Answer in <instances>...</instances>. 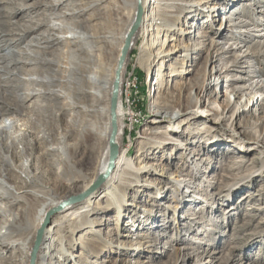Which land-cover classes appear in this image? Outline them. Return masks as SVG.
<instances>
[{"label":"rangeland","instance_id":"374dc122","mask_svg":"<svg viewBox=\"0 0 264 264\" xmlns=\"http://www.w3.org/2000/svg\"><path fill=\"white\" fill-rule=\"evenodd\" d=\"M124 1L125 5L128 4V13H132L133 0ZM246 1L235 2L234 7L243 6ZM28 4L37 6L25 8ZM114 4L110 3V0L102 1L89 13L87 12L72 21L73 26H81L84 29L89 28L96 33H102L103 30L100 27H103V24L99 25V22L104 17L110 15L112 19L107 21L112 22L113 25L116 24L117 12L114 10L104 12V8L108 6L112 8ZM231 4L226 9L229 14L233 12ZM70 8L72 5L66 0L64 4L56 6L55 11L70 10ZM53 10L51 0H0V28L4 32V35L0 37L5 40L1 41L3 50H12L16 58H20V54L16 51L21 50L25 52L23 56L30 58L28 52L31 54L35 50L30 45L33 40L32 36L44 31L48 26H41L39 30L30 31L27 34L23 33L22 29L26 24H34L30 20L48 21L47 14ZM223 13L224 11H221L217 15L205 17L207 24L204 27L217 29L221 24L224 25L225 22H222ZM254 14L252 10L246 8L240 13V17L249 21L250 16H256ZM255 32L264 34V31ZM55 33L59 36L56 45L60 49L58 54L51 55V52L39 49L35 59L32 60L37 63L25 65L26 70L34 67L36 76H32L33 80L29 82L22 79L15 81L16 86L13 87L3 86L0 81V121L4 117L17 119V127L20 129L18 133H23L30 143L29 147L31 144L34 147L24 156H20L15 164L31 162L38 173L36 179L44 186L39 192L44 196L34 200L29 199L30 201L26 205L25 215L31 214V216L45 200L44 197L60 202L84 191L95 179L97 160L93 155V142L81 137V133H79L81 128L78 125L80 120L89 123L98 121L97 119L101 116L96 99L89 93L92 84L86 79V76L90 75L91 70L95 68L102 70L110 68L116 57V48L108 45L103 47L102 54L100 53L94 61L84 50L79 51V63H82L84 77L80 89L76 84V77L79 73L74 69L75 64H73L71 55L74 48L91 46V43L71 40L68 38L70 33L67 29ZM211 37L217 39L213 34ZM256 40H264V36L254 37L247 43L253 50H255ZM135 53L137 56V48H133L130 52L131 59L123 77L121 149L126 156L132 157L135 161L154 162L158 160L165 162L172 172L183 171L186 174L184 177L198 181V186L202 191L196 196L195 202L191 203V201H186L188 197L179 194L178 189L174 186L165 192L162 198L159 196L163 194L159 195L155 186L144 187L139 184L126 188L127 203H135V206L139 207H136L137 213L133 219L142 220L147 216H144L145 213L158 216L154 225L157 226L159 239L156 245L151 248V251H158L156 253L136 252L135 234H132L135 233L136 224L132 226L133 231H130L131 238L127 239L130 244L127 245L129 248L120 250L116 245L121 239L119 235L120 217L117 216L116 209H111L103 215V219L99 221L100 224L97 223L101 231L100 237L106 239L105 242L109 244L107 247L104 244L101 249H104L103 251L94 252L91 247L83 245V237H80V234L84 229L73 231V233L64 230L61 235L59 230L52 227L53 229L45 231V234L53 235V237L61 236L52 244L54 249L50 254H53V257L39 259V263L134 264V262L150 260L155 264H264V100L253 104L244 98L241 101L244 109L238 114H234L229 120L230 122L210 124L213 140L225 141L223 143L228 144L221 146V153H218L217 156H206V150L195 143L199 140L198 137L186 141L185 143L189 142V146H183L179 152L173 144H170L159 153L152 154V157L157 156L154 160H150L147 154L152 151L149 150L148 143L154 141L145 139L150 135L151 130L167 131L171 124L176 125L178 121H173L172 117L168 116L156 127L149 121L150 111L157 104L162 105L163 101L168 103V110L171 111L178 106L179 98L184 104L191 95L197 93L196 97H200L202 108H209L215 111L216 115L221 113L229 115L234 102L233 98H230L228 89L235 82L236 75L248 77V73L237 72L234 66H230L234 63V57L230 52L225 58V62L230 68L226 73L216 75L214 72V68H217L219 63L218 60L207 62L206 59H203L196 65H192L190 61L186 62L185 68L191 69V72L175 77L174 80L166 75V81L163 82L153 75L159 64L149 75L136 64V58L132 56ZM47 58H53L55 64L46 62ZM174 58L176 59L177 56H174L173 60ZM245 59L256 63L253 57ZM258 60V74L261 75L263 70L260 68L264 67V55L258 56ZM243 65L246 66V63ZM244 68L247 71V67ZM31 74L33 71H24L22 77L30 78ZM76 74L78 75L76 76ZM262 77L264 78V76ZM183 82H186V86L179 88ZM177 84L180 86H176ZM48 90L53 93L50 94ZM27 91L38 92L40 96L36 94V97L39 96L38 101L43 105L38 108L31 105V107L22 110L23 115H18L20 107L16 106V101L12 97ZM32 117L36 118V124L33 127L27 122ZM193 127L194 125L187 124L183 130H191L189 128ZM165 134L167 133H159L155 142L161 140L160 138H163ZM240 139L245 140L244 143H248L247 148L241 150L238 147ZM62 147L67 151L69 167H67L64 177L59 178L56 169H60L61 163L58 159V152L53 148ZM190 147L196 148L197 153L189 156L191 150L188 148ZM144 148L145 151H143ZM242 160L251 163L245 170L235 167L237 162ZM248 179L250 181H247ZM157 182L162 188L166 185L167 180L164 179L162 182L161 178L157 177ZM102 186L94 193L93 198L102 191ZM186 190L187 188L183 189L184 194ZM157 198L156 203L159 205H153ZM83 202L74 206H81ZM222 204H224L223 210H218ZM23 205V202L18 204L19 207ZM164 205H168V207ZM174 205L180 207L174 210ZM4 206L5 201L0 200L1 211ZM225 209H228L226 214L224 213ZM62 212L53 214L49 225H52ZM189 212L194 214L189 218H184L185 214ZM3 222L4 219L0 213V234L3 232ZM60 239L62 241H59ZM44 241L45 244L49 240ZM23 261L24 259L20 258L19 264Z\"/></svg>","mask_w":264,"mask_h":264},{"label":"bare ground","instance_id":"6f19581e","mask_svg":"<svg viewBox=\"0 0 264 264\" xmlns=\"http://www.w3.org/2000/svg\"><path fill=\"white\" fill-rule=\"evenodd\" d=\"M65 1L51 0V6L54 7V10L47 14L48 21L45 22L43 19L38 21L30 20L34 24H26L22 29V32L27 34L30 31L39 30L41 26H48L44 31L32 36L33 40L30 42V45L35 50L31 54L28 52L29 56H31L30 58L23 56L25 52L21 50L16 51V53L20 54V58H16L12 50H3L1 41L5 40H2L0 37V50L2 51L0 54V81L3 86L13 87L16 86L14 84L15 81L22 79L29 82L33 80L32 76L35 75L34 67L26 70L25 65L37 63L36 61L32 62V60L35 59L39 49L51 52V55L58 54L60 49L56 45L59 41V36L55 32H59L62 29L68 30L70 33L68 38L73 41H86V44L91 43V46L76 47L72 51L71 58L74 62L73 64H75L74 69L79 73V75L76 74V76L78 75L76 77L78 88L81 87L84 78L82 63H79L78 52L84 50L88 53L89 58L94 61L105 45L114 46L116 48V57L113 66L105 70L95 68L91 70L90 75L86 76V79L92 84L89 93L96 99L101 116L97 119L98 121L84 123L83 120H80L78 123L81 128L79 130L81 137L85 140L90 139L93 142V155L97 160V168L96 176L92 183L101 174L106 173L107 175L89 196L78 202L84 201L81 206H74L78 203H68L61 211H57L62 212L66 208L64 212L59 214V218L52 225H49V222L45 224L40 235V242L35 246L39 228L45 219L49 220L51 217L48 216L49 211L68 198L59 202L58 200L44 197L45 200L38 207L35 214L32 216L31 214L25 215L29 199L34 200L37 197L42 198L44 196L39 193L44 186L36 179L38 173L33 168L31 162L15 164V161L20 156H24L25 153L34 149V147L32 144L29 147L30 143L26 140L25 135L20 132L18 133L20 130L17 127L18 123L16 121L18 120L4 117L0 121V200L5 201L3 211L0 210L4 219L2 225L3 232L0 234V264H19L20 258L24 259L21 264H28L32 252H34L35 256L34 264H40L39 259L44 260L47 257H53V254H50L52 249H54L52 248V244L62 235L64 230L73 233V231L84 229L80 234V237H83V245L91 247L94 252L103 251L104 249H101L104 244L106 247L109 244L105 242L106 239L100 237L101 231L97 223L100 224L99 221L103 219V215L111 209H116L117 216L120 217L119 235L121 239L116 244L120 250L129 248L127 245L130 244L127 242V239L131 238L130 231H133L132 226L136 224L135 233H132L135 234L136 252L149 251L156 253L158 251H151V248L156 245L159 239V233L156 230L157 226L154 225L158 216L145 213L144 216H147L143 217L142 220H138V218L133 219L137 213L136 207H139L135 206V203H127L126 188L139 184L144 185V187L155 186L156 191H159L158 194H163L159 196V198H162L165 192L174 186L178 189V193L182 194L183 197L187 196L188 199L186 201H191V203L195 202L196 196L202 191L198 186V181L184 177L186 174L183 171L172 172L165 162L158 160L154 162H144L145 160L135 161L132 157L126 156L125 152L121 149L123 77L130 62L131 58L129 55L133 48L138 49L137 56L136 53L132 54L136 58V64L147 74L151 75L154 67L159 64L153 75L163 82L166 81V75L172 77V80H174L175 77L191 72V69L185 68V63L189 61L192 65H196L203 59H206L207 62L218 60L219 63L217 68H214V72L216 75L226 73L230 68L226 64L225 58L228 57L227 55L230 52H232V56L234 57V63L230 66H234L237 72L248 73V77L236 75L234 78L235 82L228 89V91L230 90V98L232 97L234 102L229 115L224 113L216 115L215 111L209 108H202L200 97H196L197 93L191 95L184 104L182 103V99L179 98L178 106L171 111L168 110V103L163 100L162 105L157 104L154 106L150 111L151 118L149 121L155 127L159 126L164 121V118L168 116L172 117L173 121H178L176 125L171 124L169 126L168 129L170 131L151 130L149 132L150 135L145 137L148 141H154L148 143L149 147L146 146L152 151L147 150L150 152L147 154L150 160H154L155 156H157L154 155L152 157V154L159 153L170 144H173L174 148L179 152L183 149V146H189V142L185 143L186 141L198 137L199 140L195 143L206 150V156H217L218 153H221V146H227L228 144L223 143L225 141L213 140V131L210 124H221V122L231 120L234 114H238L244 109L241 104L244 98L253 104L259 100H264V78L262 77L264 76V67L260 68V70H263V74L259 75V68L257 66V63H259L258 56L264 55V40H256L254 44L255 50L250 45H247L254 37L264 36L263 33L256 34L255 32L264 31V18L262 19V16L264 17V0H247L243 6L238 8L234 7V4L242 0H133L132 13H128V4L125 5L124 0H110V3H115L114 7L108 6L104 8V12L111 10L117 12L115 18L116 24L113 25L112 22L107 21L108 19H112L110 15L104 17L100 20L101 23L99 22V25L103 24V27L99 26L103 30L102 33H96V31H91L89 28L84 29L81 26H73L72 21H75L79 16L87 14V12L89 13L90 10L94 9L104 0H68L72 5L70 10L55 11V7L64 4ZM210 1L212 2L208 5ZM230 3H232V14L226 11ZM36 6V4H28L25 8H35ZM246 8L256 14V16H250L251 19L249 21L240 17V13ZM221 11H224L222 15V22H225L224 25L221 24L217 29L213 27L207 29V27H204L207 24V19H204L205 17L217 15ZM138 15H140V21L131 39V45L122 64L119 79L117 106L118 133L116 136L118 155L110 171L106 172L109 159L107 141L110 132L109 103L112 81L126 36ZM212 34L217 39L211 37ZM3 35L4 32L0 28V36ZM148 36L150 37L148 38ZM174 56H177V58L173 60ZM248 57L255 58L253 60L256 63L252 60L247 61L245 58ZM46 62L55 64L53 58H47ZM167 62L169 63L167 64ZM243 63H246V66ZM244 67H247V71ZM24 71H33V74H31L30 78H25L24 76L22 77ZM185 84L186 82H183L179 88H184ZM48 92L50 94L53 93L50 90ZM36 94L39 93L27 91L24 94L12 97L16 101V106L20 107L18 115H23L22 110L31 107V105L37 108L43 105L38 101L40 94L37 97ZM27 122L33 127L36 124V118L32 117ZM187 124L194 125V127L189 128L191 130H183V127ZM162 132L167 134L163 138H160L161 140H156L155 142L156 136ZM244 141L241 139L238 141V147L241 150L248 146V143H244ZM53 149L59 154L58 159L60 160L61 167L58 170L56 169V174H59V178H61L64 177L67 167H69L68 154L63 147ZM145 150L144 148L143 151ZM188 150H191L189 156L197 153L196 148L190 147ZM250 164L247 160H242L237 162L235 167L245 170ZM191 166L189 167L191 168ZM157 177L161 178L162 182H164V179L167 180L166 185L162 188L158 185ZM197 178L199 180V177ZM247 181H250V179ZM101 186L102 191L97 197L93 198L94 193ZM184 188H187L185 194L183 193ZM156 201H158V198L154 202L156 203ZM20 202L24 204L21 207L18 206ZM155 203L153 205H159ZM224 204H222V207H218V210H223ZM164 206L168 207V205ZM178 207L180 206L174 205L173 209L176 210ZM218 210L216 212H219ZM227 210H224L225 214L228 213ZM192 214L194 213L189 212L185 214L184 218H189ZM34 226L35 228H33ZM129 226L131 228H128ZM52 227L60 231L61 235L59 237L45 234V231H51ZM33 229L34 231H32ZM44 240L49 241H46L44 244ZM59 241L62 240L60 239ZM71 255L75 256L74 254ZM134 264L155 263L145 260L134 262Z\"/></svg>","mask_w":264,"mask_h":264},{"label":"water","instance_id":"95a60500","mask_svg":"<svg viewBox=\"0 0 264 264\" xmlns=\"http://www.w3.org/2000/svg\"><path fill=\"white\" fill-rule=\"evenodd\" d=\"M140 21V15H138L133 22L127 36L124 42V45L121 50V55L118 59L117 65H116V70L114 73V78L112 81V86H111V92H110V103H109V123H110V132L108 136V141H107V148L109 151V159H108V166L106 169V172L110 171V169L113 166V163L118 155V145L116 142V136L118 133V119H117V106H118V94H119V79H120V72H121V67L122 64L128 54L129 47L131 45V39L138 27ZM106 173L101 174L96 181L86 190L68 197L65 201L61 202L56 208L52 209L49 211L48 216H52L54 213L57 211H61L68 203H78L79 201H82L85 199L87 196L90 195L91 192L94 191V189L97 188V186L105 179ZM47 216V217H48ZM51 218V217H50ZM50 220V219H49ZM49 220L45 219L43 224L38 230L37 233V238H36V243L35 246L40 242V235L43 231V227ZM34 252H32L29 263L28 264H34Z\"/></svg>","mask_w":264,"mask_h":264}]
</instances>
